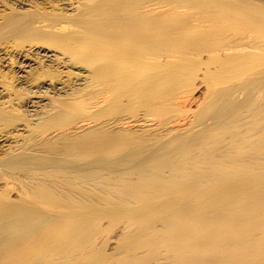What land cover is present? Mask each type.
I'll return each instance as SVG.
<instances>
[{"label": "bare ground", "instance_id": "obj_1", "mask_svg": "<svg viewBox=\"0 0 264 264\" xmlns=\"http://www.w3.org/2000/svg\"><path fill=\"white\" fill-rule=\"evenodd\" d=\"M197 79L206 89L193 125L167 129L158 118L185 115ZM65 111L79 123L139 112L158 122L139 134L103 123L94 151H80ZM148 210L147 248L64 244L98 219ZM92 256L264 264V0H0V264Z\"/></svg>", "mask_w": 264, "mask_h": 264}, {"label": "rangeland", "instance_id": "obj_2", "mask_svg": "<svg viewBox=\"0 0 264 264\" xmlns=\"http://www.w3.org/2000/svg\"><path fill=\"white\" fill-rule=\"evenodd\" d=\"M223 31H224V27H222L218 33H215L214 31H209V32L205 33V41L204 42L207 43V45H211L217 38H219L220 35L223 34ZM235 32L237 34H241V33H243V30L240 29V30H237ZM231 38L233 40V37H230V40H231ZM249 38H250V36H249ZM235 39H236V37L234 38V40ZM204 56H206V55H204ZM204 56H202V58ZM201 74L202 73H199V76ZM198 80L199 79H197V82L195 83V88H196L195 92L192 93L191 100H189V102L186 104L188 109L185 108V110H187L186 113H188V114L183 112L185 114V115H183L182 113L179 114L177 112H171V113H169L170 115L169 114L164 115V116H166L165 117L166 119L164 118V116L161 117L164 119L163 121L161 118H158L159 123L162 122L165 125V123H166L165 121H167V124H168V121H170L169 123L171 125L174 124L173 127H171L170 124H168V127L165 126L167 129L178 128L180 126H182L183 128H189L193 125V123H194L193 119L194 118H192L193 113H191V112H194V109H196V107H198L199 102L201 101V99L205 95L204 89H206L205 84H202V85L198 84L201 82L200 80H199L200 82ZM255 88L257 90H255L254 92L258 91L259 87L256 86ZM19 92H22V91H19ZM22 95H24V93H22ZM23 98L25 99L26 97H23ZM24 99H22L21 101H24ZM141 113L142 112H139V115L143 116L141 118H140V116H134V118H133L131 115H130L131 117L130 116L128 117L127 115H122V114H119L120 116L118 114L116 116L113 114L115 117L111 116L109 114L107 116L105 114H100L97 117H95L96 119L92 118L93 117L92 116V117L87 118L88 120L85 122L83 121L82 123H79L80 121L77 122L76 120L79 118L74 117V115H72V113L70 114V112L65 111L62 114V116H63V120L66 121L67 124L73 118H75V119H73V121L77 122V123H75V125L72 124V122H71V125H73V126L70 125L69 127H71V128H69V127H68L69 129L66 128L67 129L66 131H68V132H66V134L67 133H69L67 135L73 134L72 136H74V134H75L77 137L83 135L85 143H84V145L79 146L78 150H80V151L93 150L94 151V149H93L94 147L90 146V144H91L90 142L101 141V136L100 137H93L90 134L93 133L91 131L95 126H102L103 123H104L103 124L104 127L105 126L109 127L111 125V123L113 122L111 126H114L115 129H119V128L123 127V129H127L128 132L134 131V132H132L134 134L135 133L139 134L140 132H137V131H141L142 129H144V131H145V128L147 130H151L152 128L150 126H152V125H150V124H155L154 122L157 123L158 121L156 120V118H150L154 122L150 121L149 118H144L146 116H144L143 113L142 114ZM172 114L173 115L176 114V118H175V115L171 116ZM181 114H182V118L180 117ZM167 116H169V117L167 118ZM148 117H150V116H148ZM183 117H186V118H183ZM168 119H171V120H168ZM79 120H82V118H80ZM83 120H85V119H83ZM106 121H108V122H106ZM100 123H101V125H100ZM108 123H109V125H107ZM176 124H179V125H176ZM115 125L117 128L115 127ZM189 125H191V126H189ZM111 126L109 128L113 129V127H111ZM142 126H144V128ZM74 130H76V132ZM159 130H163V129H159ZM63 131H65V130H63ZM114 132L116 133V131H114ZM114 132H110V133L115 134ZM117 133L119 134V132H117ZM163 133L164 132H162V134ZM76 136H74V137H76ZM94 199L95 200L94 201L92 200V201L95 203L94 204V207L96 208L95 212L100 211L101 214H108L110 207L109 208L104 207L106 205V203L102 199H99V198H94ZM111 203L115 204V206H118V207L125 206L128 209H134V208H137L138 206H140V203L137 201H135V202H133V201L118 202V201L111 199ZM152 213L153 212H150V210H148V212L126 211L125 214L136 216V218L135 219H129V220L128 219H122L120 221H115V222H111L108 219H98V220H101V222L97 226L94 225L93 229L82 228V231H80V232L78 231V233L76 234L77 236H75L73 238H70V237L66 238L64 244H65L66 248H77V249L82 248V250L88 249L86 246H89V244H92L93 246H95L96 250L101 249V251L103 252L104 255H108L109 251H112L111 248H120L121 246H126V245L141 247V248H147V247L151 246L154 241H149L150 240V238L148 236L149 228L142 221L141 218H142V216H147V215L151 216ZM127 215H125V216H127ZM153 222L154 223L151 225V227H153L156 230H162L163 229V227L161 226L163 224L159 221L158 218L155 217V219H153ZM127 225L129 226L128 229L122 230L123 226H127ZM91 227H92V225H91ZM92 239H93V241L91 243H89V241ZM132 240H135L136 243L133 244L131 242ZM83 247H86V248L83 249ZM82 250H80V251H82ZM78 251L79 250H77V252H76V254H77L76 256H78ZM80 254H81V252H80ZM97 261H98V257L92 256V257L88 258L87 261H85V262L80 261L81 263H79V261L77 260L73 264H78V263L79 264H93V263H96ZM109 261H111L110 258L107 260V262H109Z\"/></svg>", "mask_w": 264, "mask_h": 264}]
</instances>
